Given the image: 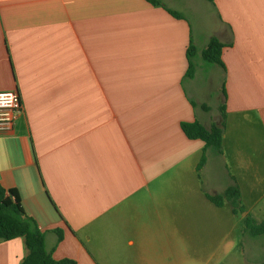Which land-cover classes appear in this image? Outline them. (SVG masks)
Masks as SVG:
<instances>
[{"label":"crops","instance_id":"0c3cea01","mask_svg":"<svg viewBox=\"0 0 264 264\" xmlns=\"http://www.w3.org/2000/svg\"><path fill=\"white\" fill-rule=\"evenodd\" d=\"M160 2L181 18L145 0H0V91L22 109L0 134V186L56 260L208 264L258 240L264 254L242 231L264 195V0ZM212 37L223 68L198 57L186 78L189 43ZM220 106L222 152L197 169L203 143L180 123L219 125ZM232 185L237 215L206 197ZM26 255L0 240V264Z\"/></svg>","mask_w":264,"mask_h":264},{"label":"trees","instance_id":"16d2710c","mask_svg":"<svg viewBox=\"0 0 264 264\" xmlns=\"http://www.w3.org/2000/svg\"><path fill=\"white\" fill-rule=\"evenodd\" d=\"M151 6H164L160 0H145ZM212 2V0H206ZM170 15L175 18L181 16L169 9L164 8ZM224 44L216 38H210L205 48L198 51L190 42L186 49L187 68L186 78H191L196 67V58H200L204 65H218L223 68L221 62V52ZM221 121L219 125H211L205 128L203 125L194 122H181L180 129L185 137L189 140H200L203 143V154L198 163L197 169L205 163V151L209 150L220 155L222 152V134L224 128V106L219 107ZM207 199L216 207H221L227 202L234 215L244 212L240 202V191L237 185L227 187L220 195L206 196ZM243 234L258 238L264 236V219L257 222L251 215L246 214L243 219ZM57 240L60 241L62 236L56 231ZM16 238H23L27 249V255L20 264H75L70 259L56 260L52 253L45 249L44 233L38 228L36 222L27 216L22 208L20 198L16 190H4L0 186V240L9 241ZM257 264H264V261Z\"/></svg>","mask_w":264,"mask_h":264},{"label":"rangeland","instance_id":"374dc122","mask_svg":"<svg viewBox=\"0 0 264 264\" xmlns=\"http://www.w3.org/2000/svg\"><path fill=\"white\" fill-rule=\"evenodd\" d=\"M251 135H253L251 133ZM256 143V140L254 141ZM253 143V142H251ZM258 143L260 140L258 139ZM259 207V215L258 217H254L257 221H261L264 219V195L257 203ZM210 236L215 233L213 230H209L208 232ZM232 234L235 235V238L240 237L239 229L235 228ZM261 241H257L254 248H250L249 252H241L240 248H235L232 252L226 254L223 258H220L218 262H211L208 264H243V262H252V261H260L264 259V254L260 253L259 243ZM243 251V250H242ZM246 264V263H245Z\"/></svg>","mask_w":264,"mask_h":264},{"label":"built area","instance_id":"2783aa9c","mask_svg":"<svg viewBox=\"0 0 264 264\" xmlns=\"http://www.w3.org/2000/svg\"><path fill=\"white\" fill-rule=\"evenodd\" d=\"M19 96L15 91H0V134L9 132L21 113Z\"/></svg>","mask_w":264,"mask_h":264}]
</instances>
